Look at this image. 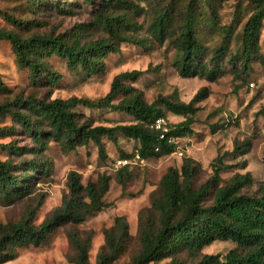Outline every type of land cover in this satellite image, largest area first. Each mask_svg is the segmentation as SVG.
Segmentation results:
<instances>
[{
    "label": "rangeland",
    "instance_id": "rangeland-1",
    "mask_svg": "<svg viewBox=\"0 0 264 264\" xmlns=\"http://www.w3.org/2000/svg\"><path fill=\"white\" fill-rule=\"evenodd\" d=\"M191 1L120 0L110 13L124 19L125 26L117 30L132 42L119 43L117 53H110L102 59V73L89 78L80 71L71 73L64 61L56 56L43 59L60 76L58 83L52 86L44 85V82L32 86L27 69L16 66L11 45L0 41V106L8 105L14 111L19 109L13 105L17 96L23 99L35 96L39 100L73 96L97 100L109 91L116 75L133 70L144 73L134 82L124 83L140 91L148 104L159 97L175 103H188L198 90L207 88L206 98L195 104L197 111L193 116V135L179 139L169 155L128 166L130 178L123 187L116 182V178L125 176L118 175V169H114L113 165L119 151L130 153L135 150L133 141L118 136L117 145H114L104 139L105 159H100L93 144L65 153L57 144L49 142L43 156L51 167V173L38 176L29 172L32 175L29 182L31 194L23 199L6 202L0 196V224L15 223L26 218L39 225L51 210L59 206L67 192V175L71 171L79 174L83 185L96 181L101 175L109 177L108 191L103 197L106 208L79 226L72 228L65 224L59 227L48 235L41 246L14 249V259L0 264H72L69 258L73 254L67 241V233L72 229L91 233L88 264H97V256L105 247V232L113 226L116 217L124 218L127 237L120 254L110 264H132L141 251L142 229L149 224L154 227L158 225L159 217L151 209V200L158 195L160 180L167 170H179L186 158L195 160L199 172L194 176L193 184L197 188L211 176V165L215 159L230 152L235 142L250 141L249 153L235 156L234 159H223V162L234 165L219 173L223 182L233 174L248 172L254 179V184L247 190L249 194H254L259 184L264 185V22L257 54L247 62L246 70H242V31L254 10L251 0H215V17L205 4L206 0H195L198 15L196 37L202 47L203 65L210 67V59L228 28L231 36L213 81L209 82L201 76L180 78L176 68L178 55L168 37L179 34L180 13ZM98 5L99 0L95 4H88L85 0H0V29L13 32L20 38L53 35L70 40L79 27H85L86 31L81 35L82 43L104 40L108 35L92 25ZM168 9H171L172 19L167 37L160 42L151 37L148 28L154 18ZM61 10H70L72 14L67 15ZM9 18L23 24L22 27L13 25ZM19 111L24 112L23 109ZM76 111L93 126L113 127L131 122L121 113L82 107ZM164 118L169 124L183 120L168 112H165ZM0 128L11 130V133L0 135V144L12 143L21 149V155L14 157L15 161L34 160L31 138L25 135L9 114L0 115ZM175 151L181 152L182 156L176 155ZM6 157L0 152L1 159ZM17 171L15 174H21V168ZM210 203L211 197L205 205ZM234 247L231 241H215L193 256L183 251L175 258L183 264H198L202 255L224 256ZM168 262L169 259H166L159 264Z\"/></svg>",
    "mask_w": 264,
    "mask_h": 264
},
{
    "label": "trees",
    "instance_id": "trees-1",
    "mask_svg": "<svg viewBox=\"0 0 264 264\" xmlns=\"http://www.w3.org/2000/svg\"><path fill=\"white\" fill-rule=\"evenodd\" d=\"M34 1V0H33ZM95 4L97 0H85ZM120 0H99L92 23L103 30L107 39L81 42L85 27H79L70 40L64 36L33 35L20 38L17 34L0 29V41L11 45L16 66L27 69L28 80L32 86H52L60 76L53 72L43 59L56 56L62 59L66 68L75 73L80 71L87 78L101 74L104 69L102 59L108 54L118 52L121 42H132L121 36L118 27L125 26L123 18L113 16L110 10ZM215 0H206L215 17ZM254 10L242 31V70L247 62L257 54L260 31L264 22V0H251ZM71 15L70 10H61ZM171 9L165 10L153 19L148 28L152 38L162 41L168 34L171 22ZM179 34L168 37V41L178 55L176 68L180 78L204 77L211 82L215 79L218 65L227 50L231 31L228 28L219 46L210 59V67L201 62L202 47L196 37L198 15L196 1L192 0L180 13ZM13 25L23 24L9 18ZM142 44V42H139ZM144 72L133 70L116 75L109 91L97 100L69 97L67 99L39 100L35 96L23 99L17 96L12 110L8 105L0 106V115L7 113L18 123L26 136L32 140L31 150L34 160H14L21 155V149L12 143L0 144V152L7 155L0 158V196L6 202L23 199L31 194L30 179L34 174L48 175L51 167L44 159L49 142L57 144L63 152H73L79 147L93 144L100 159H105L104 139L117 145L118 136L131 140L135 150L130 153L119 151L118 159L131 158L135 154L144 160L160 158L173 152V144L159 140L158 132L152 129V122L165 117V112L182 117L177 124H169L167 137L183 139L193 135V116L197 111L195 104L207 96V88L198 90L188 103H175L168 98L159 97L146 103L136 88L124 82H134ZM109 111L121 113L131 119L130 124L113 127L93 126L76 109ZM0 128V135L11 133ZM250 141L235 142L230 152L217 157L211 165L212 174L207 181L195 188L194 176L199 172L195 160L186 158L179 170L169 168L161 178L157 196L151 200V209L158 214V225H146L140 233L141 251L132 264H159L169 259L167 264H183L175 258L180 252L195 255L202 248L215 241H231L235 247L224 256L202 255L198 264H264V185L259 184L254 194L248 189L254 184L250 173L233 174L223 182L219 173L232 168L233 164L223 159L243 156L249 153ZM157 149V150H156ZM217 164V165H215ZM21 168V174H15ZM116 178L120 186L129 180L128 166L118 169ZM109 177L98 176L96 181L81 183L77 172L67 175V192L62 196L59 206L55 207L39 224L34 225L24 218L19 222L0 224V263L13 260L14 249L28 246H41L49 234L68 224L74 228L83 224L96 213L104 211L103 197L108 191ZM211 197V203L205 205ZM127 237V225L123 217H116L113 226L105 232L104 250L97 256V264L112 263L122 250ZM68 245L72 251L69 261L72 264H88V251L91 233H80L72 229L67 233Z\"/></svg>",
    "mask_w": 264,
    "mask_h": 264
},
{
    "label": "built area",
    "instance_id": "built-area-1",
    "mask_svg": "<svg viewBox=\"0 0 264 264\" xmlns=\"http://www.w3.org/2000/svg\"><path fill=\"white\" fill-rule=\"evenodd\" d=\"M151 127H152L153 130L158 132L159 140H163L167 144L175 145L177 143V141L179 140L178 138L167 137V134L170 131V127H169V124H168L167 120L165 118H163V117H159V118L155 119L152 122ZM174 153L176 155H178L179 157L182 156L181 152L175 151ZM144 161L145 160L140 158L138 156V154H135L131 158L115 160V164L113 165V167H114V169H119L122 166H131V165H136V164H144Z\"/></svg>",
    "mask_w": 264,
    "mask_h": 264
}]
</instances>
